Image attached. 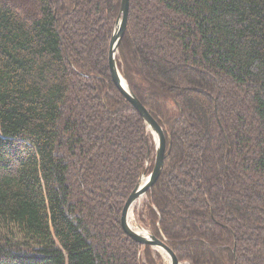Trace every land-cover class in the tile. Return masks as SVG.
I'll return each mask as SVG.
<instances>
[{
  "label": "trees",
  "instance_id": "trees-1",
  "mask_svg": "<svg viewBox=\"0 0 264 264\" xmlns=\"http://www.w3.org/2000/svg\"><path fill=\"white\" fill-rule=\"evenodd\" d=\"M121 7L0 0V264H164L122 227L156 148L111 75ZM129 9L119 68L167 141L135 215L182 264H264V0Z\"/></svg>",
  "mask_w": 264,
  "mask_h": 264
},
{
  "label": "water",
  "instance_id": "water-1",
  "mask_svg": "<svg viewBox=\"0 0 264 264\" xmlns=\"http://www.w3.org/2000/svg\"><path fill=\"white\" fill-rule=\"evenodd\" d=\"M130 0H122V7H121V16L119 21H117V26L111 41L110 45V55H109V65L111 70V75L113 82L120 90L122 95L126 98L128 102H130L137 112L141 115L144 119L145 124L148 126L149 131L152 133L155 142V166L153 172L146 177L145 175L141 178L140 182L138 183L136 189L131 194L130 198L126 202L125 208L123 210L122 215V227L125 233L138 242L142 246H150L153 250L158 252L162 255L165 259V254L168 255L171 259V264H182L177 259L175 253L160 239L153 236L147 230L142 228L145 231V234L139 233L137 231L132 230L130 227V216L135 210L136 203L139 201L143 196H145L149 190L156 184L159 180L162 171L164 169L165 160L167 157V141L165 133L162 127L158 124V122L152 117L148 109H146L142 103L137 99L135 94L132 92L131 88L129 87L127 81L123 77L120 68H119V50L122 39L124 34L126 33L128 22H129V14H130ZM149 162V156H148ZM143 180L146 181L144 185Z\"/></svg>",
  "mask_w": 264,
  "mask_h": 264
},
{
  "label": "rangeland",
  "instance_id": "rangeland-1",
  "mask_svg": "<svg viewBox=\"0 0 264 264\" xmlns=\"http://www.w3.org/2000/svg\"><path fill=\"white\" fill-rule=\"evenodd\" d=\"M146 176V175H145ZM148 177V176H146ZM138 203H136L135 206V210H134V220H133V224L136 225H141L142 228H144L145 230H147L149 232V230L147 229V227H145L143 224H140L139 218L138 216L135 215V211L137 212L138 209H142V207L144 206V204L147 202V194L145 196H143L139 201H137ZM150 233V232H149ZM162 256V255H161ZM163 260H164V264H168L166 259L162 256Z\"/></svg>",
  "mask_w": 264,
  "mask_h": 264
},
{
  "label": "bare ground",
  "instance_id": "bare-ground-1",
  "mask_svg": "<svg viewBox=\"0 0 264 264\" xmlns=\"http://www.w3.org/2000/svg\"><path fill=\"white\" fill-rule=\"evenodd\" d=\"M145 183H146V181L143 180V184L142 185H144ZM133 220H134V214L132 213L131 216H130V227L132 228V230L137 231L139 233L145 234V231H143L141 228H139L138 224H136V225L133 224ZM165 257H166L167 263L171 264L170 257L168 255H166V254H165Z\"/></svg>",
  "mask_w": 264,
  "mask_h": 264
}]
</instances>
